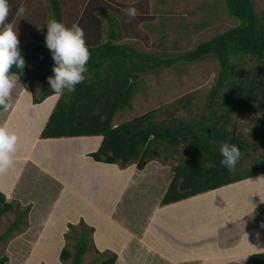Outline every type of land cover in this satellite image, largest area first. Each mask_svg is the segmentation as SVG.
Here are the masks:
<instances>
[{
    "label": "trees",
    "instance_id": "16d2710c",
    "mask_svg": "<svg viewBox=\"0 0 264 264\" xmlns=\"http://www.w3.org/2000/svg\"><path fill=\"white\" fill-rule=\"evenodd\" d=\"M101 1L104 2L99 1L102 6L108 3L107 0ZM224 2L228 13L239 20L238 24L174 57L146 54L129 43H115L120 38V32L113 24L103 42L92 44L93 35L88 31L85 43H88L91 56L85 80L76 86L75 92H66L59 97L52 109L50 102L53 99H46L55 94L47 83L53 65L49 50L45 44H19L26 61L19 79L21 83L27 84L33 105L22 98L23 95L19 96L18 102L9 110V116L3 118L4 113L0 116V124L4 121L3 124L7 122L9 128L18 127L17 112L20 107H25L39 113L33 145L38 139L57 140L51 142L63 144L65 141L62 140L66 137H77L76 140H80L100 136L97 149L88 156L108 168L116 164L120 169H125L134 164L136 169L143 170L152 160L165 162L175 160L178 156V163L170 166L172 176L160 201L162 206L190 197L198 200L201 195L202 199H206L218 191L223 192L224 186L239 184L243 180L250 181L261 174L264 176V117L258 116L251 139L244 138L231 122L233 113L242 105L255 104L257 112H264V12L257 15L252 0ZM49 5L50 17L64 23L59 1L52 0ZM15 11L9 16L8 22H12ZM105 11L98 12L110 18V14ZM91 16L87 21L94 24ZM204 57L215 58L219 71L207 94L205 111L198 118L186 120L176 116L181 110H192L191 100L182 96L171 104L172 113L164 118H161L158 110H150L122 123H113L118 112L131 106L135 87L146 68L170 65L177 61L192 63ZM245 58L254 62L250 68L236 65L237 60L243 63ZM12 71L17 70L13 68ZM2 111L0 109V114ZM43 142L46 144L50 141ZM224 142L236 144L241 151V158L231 173L220 164V147ZM257 152H260L259 158L241 170L243 162L253 159ZM258 180L252 186L264 189V179L259 177ZM20 202L15 198L8 201L5 194L0 192V225L5 214L11 211L15 213L14 219L0 233V244L5 242L6 247L12 232L28 221L25 217L32 204L23 205L24 209L19 211ZM68 226L72 228L73 251L63 246L56 260L59 259L61 264H83V256L87 251L91 248L95 252L99 251L92 242L94 227L86 224L83 218L79 220V233L73 230L74 224ZM19 247L20 250L13 248L12 262L19 260L24 246ZM97 253L107 257L89 264H117V254L113 251L105 249ZM8 260L7 254L0 253V264H8ZM246 264H264V251L251 254Z\"/></svg>",
    "mask_w": 264,
    "mask_h": 264
},
{
    "label": "rangeland",
    "instance_id": "374dc122",
    "mask_svg": "<svg viewBox=\"0 0 264 264\" xmlns=\"http://www.w3.org/2000/svg\"><path fill=\"white\" fill-rule=\"evenodd\" d=\"M21 1L23 4L22 9L24 10L22 14L19 11L20 0H8L9 16L13 15L14 9L16 10L14 22L17 20L20 24V17H26L27 19L34 18V21L38 23H44V21L47 23L48 20H45V17L48 14V10L50 11L49 8L51 7L49 3L52 0ZM58 1L62 12V18H65L63 13L65 12L64 9H67L69 10L68 16L71 18L74 16L75 23H78L79 26L83 28L84 32H92V44L107 39L108 31L111 24H113L114 28L120 32V38L116 40L117 42L115 41L116 43H129L139 51L155 56L166 55L165 57H174L177 54L183 53L185 50L194 49L199 42L222 33L239 22L238 19L232 17L228 13L224 0H107L108 3L104 6L97 5L98 0H92V2L89 0L86 9V0ZM99 1L104 3L101 0ZM252 3L256 14H263L264 0H252ZM128 7H135L137 9L138 14L134 18H129L125 15L124 10ZM91 8H93L92 16ZM99 10H106L105 12L110 14L111 17L106 18L98 12ZM78 13L79 15H77ZM90 16L94 24L87 22ZM113 18L115 20H113ZM111 19L112 23L110 22ZM86 45H88V43H86ZM239 64L244 66V68H250L254 62L245 58L243 63L237 60L236 65L239 66ZM218 71V62L213 57H204L192 63L177 61L170 65L164 64L160 67L155 66L153 68H146L135 87L131 106L125 107L124 110L118 112L113 119V123H122L130 120L136 115L143 114L150 110H158L161 114V118H164L166 115L172 113L173 109L171 104L182 96H187L191 100L192 110L191 112L181 110L177 112L176 116L186 120L196 119L205 111V105L208 101L207 94L216 81ZM24 84L25 83H21V85L19 83L17 84L12 92L11 101H13L17 94L15 93L16 91L29 90ZM22 95V98H25L27 102L31 104V92H22L20 97ZM16 102H14V104ZM50 103H52V101ZM254 105L255 104L240 106L231 117V122L236 125L242 136L246 139L252 138L253 128L258 121V116L264 117V112H257ZM8 112L9 111L4 112L3 118L5 115H8ZM33 112H35V110L32 111L25 107H20L16 115L17 122L22 118L21 116L23 114H25V117L33 118ZM29 122L27 136H23L18 127L13 128L10 126L9 128L8 126L9 130L16 134L17 144L20 142V151L23 149V152H21L20 157V152L17 150L12 154L13 164L7 169L8 174L7 171L5 173V175H8V178L0 174V180L8 181V187L10 186V182H12L11 189L9 188L10 194L7 193L6 200L10 201L13 198L19 199L21 201L19 211L24 209L23 205L28 203L32 204L27 216L25 215V220H28L26 221L27 224H22L17 229L20 231V235L24 236L25 239L30 238L31 241L25 243L28 249L26 251L21 250L19 254V263L13 261L9 264H25L27 260L26 257L30 254L31 258L32 253L35 254L36 260L38 259L36 264H61L59 259L54 262L52 256L56 253L59 254L61 248L65 245L73 251L72 246L74 241L72 239V228L68 225L70 223L74 224L73 230L76 233L81 231V225L79 226V220L81 218L78 215V217L76 216L75 210L80 214L91 216L93 221L106 223L99 228L101 235L103 232L106 233L104 237L111 234L108 233L107 230V220L104 221L102 219L96 207V202L93 201H101L105 206H107L106 204L109 201L110 206L117 195L119 186L126 181L129 175L130 179L127 181V185L124 187L125 189L123 188L122 192L118 191L120 199H118V201L114 200L116 202V210L113 217L121 218L125 221L123 222L125 226L130 228L134 227L136 231H138L139 227H141L140 223L143 222L144 215L149 212L154 205L159 204V200L161 201L162 199L163 195L160 196V193L162 191L164 194L172 176L170 166L178 163L177 156L175 157L177 159H169V161L165 162L152 160L146 165L147 169L145 171L138 170L135 166L133 168L134 164L129 168L127 167L128 169L125 171H120L124 169H120L116 164L108 168L105 165L96 164L91 160V157L88 156L90 152L96 150L98 147L96 146L98 140L93 136L80 140H76L78 139L77 137L75 139L66 137V139L63 138L64 140H62L65 141L63 144L62 142L58 144L57 142L56 144L51 142L57 140L38 139L36 144L32 145L30 148L29 146L33 141L37 119L35 122L33 120H29ZM248 129H250L249 133L247 131ZM43 141L50 142L45 144ZM38 148L39 151H41V149L43 152L48 151L51 158L62 163V173L69 171L72 175L74 174L72 183L83 180L82 183H84L85 188L89 189V197L86 198L82 195L73 194L70 191V189H72L71 186H69L70 183L69 185L67 184L68 188L65 191L59 192V189L61 190V188H58L60 184L56 182L53 177L41 171V161L37 159L38 155L36 159L33 158L38 164L36 163V165H34L31 159L28 161L31 154L34 153L35 150H38ZM85 149L88 151L87 156L81 157V153L83 151L85 152ZM260 152H257L253 159H246L243 162L241 170L249 167L253 160L258 159ZM71 157H73L72 161L80 167L82 173L79 172V174L81 178L78 176V170L70 167L67 168L68 163H72L70 161ZM68 158L69 161H67ZM24 159L27 160L26 163H23V161H25ZM47 166L48 163L44 167ZM155 166H157L158 169L155 168ZM89 167H93L94 169H90ZM85 169L86 171L84 172ZM0 173L4 174L3 172ZM259 177L264 179L263 174ZM258 178H254L250 181L243 180L240 181L239 184L236 183L232 186H226L223 192L218 191L211 194L212 198L210 197L208 202H205L206 199H201L202 195L199 196V202L202 203L199 204L200 206L198 209L208 213V215L203 218V221L207 219L211 220V227L214 229L217 227L214 233L210 228L208 231L206 230V233H201L205 239L202 238V242H199V244L205 246L213 245L217 248L218 245L221 244L220 239L222 238L220 237H224L225 235L223 234L220 236L218 230L223 228L234 230L231 227H227L228 225L218 229L219 224L221 225L224 223L225 225V223H227L226 215H223L225 210L230 213L228 220L233 221L234 217H238L240 213L246 212V214H251L250 216L253 219H259L264 225V189H262V187L252 186L254 182L260 180H258ZM53 183L56 188L53 187ZM214 196L219 199L226 198L225 207H227V209H219V202L213 199ZM190 201L192 202L194 200L188 201L187 204L190 205L185 207L186 209L195 208V205H191L192 203ZM229 203L232 207H230ZM251 204L255 205L253 212ZM161 212H164V210ZM48 215L50 216L49 219H47ZM14 217V211L5 215L2 225L0 226V233L7 228ZM36 217H40L39 220H41V222L43 221L40 223L41 226L44 225L43 227H41L40 224L35 226ZM260 230L264 232V227ZM185 231L188 233V229H185ZM57 232H59L60 237ZM14 233L15 231L12 232L11 237L19 234ZM232 234L234 235L235 233L232 232ZM37 235H42L39 247L33 245V240H35ZM121 235L122 234H118L117 236L119 237ZM227 237L223 238V241H228ZM58 241L62 244L60 245ZM92 242L95 248L99 250L97 252L105 250L99 247L94 239V234H92ZM245 244L248 247L250 246L247 243ZM49 246H51V249H49ZM58 246L60 247L58 248ZM6 248L5 242L1 243L0 253L7 254ZM97 252H95L94 248L87 251L83 256V264H89L90 262H95L107 257V255H101ZM40 255L41 257H39ZM140 258L147 259L148 256H141ZM193 261L195 260L193 259ZM67 264H69V262ZM119 264H122V262ZM147 264H154V261L149 262L148 259Z\"/></svg>",
    "mask_w": 264,
    "mask_h": 264
},
{
    "label": "crops",
    "instance_id": "0c3cea01",
    "mask_svg": "<svg viewBox=\"0 0 264 264\" xmlns=\"http://www.w3.org/2000/svg\"><path fill=\"white\" fill-rule=\"evenodd\" d=\"M86 1L87 3L85 4V9L88 7L89 0H86ZM100 4L101 3L98 0L97 5H100ZM22 7H23V4H22V1L20 0V9ZM64 11H65L63 13V15L65 16L64 24L68 26V24L70 23V26H71L73 23H75V17L73 16L71 18L68 16L69 10L64 9ZM48 14L45 17V20H49L51 16V11L48 10ZM77 15H79V13ZM15 16L16 15L13 16L12 23L14 24L16 23L20 45L28 46L32 44H45L44 38H45L46 30H47L45 21L44 23H38L34 21V18L27 19L26 17L24 18L20 17V24H19L17 20L14 22ZM84 33L87 34L89 32L86 31ZM24 85L26 88H28L26 83ZM26 90L24 91L19 90V92L15 95L13 101H11L12 105H14V102L18 100L22 92L29 93L30 90L28 91ZM51 96L47 97L46 99H49V98L53 99L51 100L52 101L51 109H52V107L54 106L58 98L56 94H53ZM30 101H31V104L30 103L29 104L33 105L32 99H30ZM44 101H42L41 103H43ZM4 112L5 111H2L0 116ZM10 112L11 111L8 112V116ZM38 114L39 113L36 111L33 112L32 113L33 118L25 117V114L21 116L22 118L19 119L18 121V128H19L20 133L23 136H27L28 134V128L30 124L29 120H33L35 122V120L38 117ZM3 123L4 121L2 122V124ZM94 138L98 140L97 145H96L98 146L101 141V137L94 136ZM24 144H27V143H24ZM32 145H33V142L30 144L29 147L31 148ZM16 150L20 152V142L16 144ZM21 152H23V149L21 150ZM87 153L88 151H86L85 149V152L83 151L81 153V157L87 156ZM20 154L21 153H19V157H20ZM37 155H38L37 159L41 161V164H40L41 171L53 177L54 180L60 184L58 188H61V190L59 189V192L65 191L68 188V185L70 183L69 186H71L72 188L70 189V191L73 194L82 195V196H85L86 198L89 197V189L85 188L84 183H82L83 180H79V181L72 183L74 179V174L72 175V173L67 171V168L69 167L75 168L76 170H78V176L81 178V175L79 174V172H81L80 167H78V165L72 161L73 157L70 158V161L73 164L68 163V167L66 168L67 172L62 173L61 172V169L63 168L62 163L59 162L58 160L55 161L54 158H51V155L49 154L48 151H45V152L39 151V148H38V150H35L34 153L31 154V156L28 158V161L29 159H31L32 162H34L33 163L34 165H36V163L38 164V162L34 160L36 159ZM67 161H69V158L67 159ZM26 162L27 160L23 161V163H26ZM94 162H91V163L98 164L97 162L95 163ZM47 163H48V166L44 167ZM131 166L132 165L128 166V168ZM89 168L94 169L93 167H89ZM128 168H125L124 170H120V171H125ZM133 168H134V165H133ZM155 168H157V166H155ZM86 169L84 170V172L86 171ZM146 169H147V166L143 169V171H145ZM6 171L8 174V170ZM6 171L3 172L4 174L2 173L0 174L8 178V175H5ZM129 179H130V175L128 176L126 181L119 186L118 191L122 192L123 188L126 187L125 185H127V181ZM11 184L12 182H10L9 184L10 186L8 187V181L0 180V192L4 193L5 197L7 193L10 194ZM53 187L56 188L54 183H53ZM118 191L115 197L116 199L114 198V200H117V201L118 199H120V194L118 195ZM160 194H161L160 196L163 195L162 191ZM210 197L211 196L207 197L205 202H208L210 200ZM215 197L216 196H214L213 199L219 202L218 204L219 209L221 210L227 209V207H225L226 198L219 199ZM191 198L192 197L172 203V204L163 205V206L160 204V200H159V204L154 205V207L144 215L143 222L141 221L142 222L140 223L141 227H139L138 231H136L134 227L130 228L128 226H125V224L123 223L125 221H123L121 218L119 219V218L113 217L115 210H116V202L114 200L111 202L110 206H109V201L106 204L107 206H105L103 202L101 201L97 202L96 200H94L93 202H96V207L99 210V213L101 214L102 219L104 221L107 220L108 222L107 230H108V233H111V234H108L106 237H104L106 233L103 232V234L101 235V232L99 229L101 228L103 224H106V223L95 221V220L93 221L91 216L80 214L76 210L75 212H76V216L78 215L80 218H83L87 224L94 227V232H93L94 239L96 240L99 247L102 249H109L117 254V260H116L117 264H119L120 262H122V264H139V263L147 264L148 259H149V262L154 261V264H246L247 259L251 254L264 251V232L260 230V229H263V227L261 226L263 225V222H260V220L257 218L253 219L250 216L251 214H246V212L240 213V215L238 217H234L232 221V220H228L230 217V213L228 211L226 212L225 210V212H223L224 213L223 215H226L227 223H225V225L224 223H222L221 225L219 224L218 229L223 228V226L228 225L227 227H231L234 230L228 229V228L227 229L223 228V229L218 230V234L220 236L223 234L225 235L224 237H220L222 238L220 239L221 244L218 245L217 248L213 245L205 246L203 244H199V242L200 243L202 242V238L205 239V237L202 236L201 233H206V230L208 231L209 228L214 233L216 232L217 227L215 229L211 227V220L207 219L206 221H203V218H205L206 215H208V213L203 212L198 209L200 206L199 204L202 203V202H199L200 198L192 202L190 201L192 203L191 205H195L194 209L185 208L190 205V204H187L188 201L194 199V198L192 199ZM229 205L230 207H232L230 203ZM162 210H164V212H161ZM49 217L50 216L48 215L47 219H49ZM39 218L40 217H36L35 226L43 222V221L41 222ZM259 222L261 225L259 224ZM217 226H218V223H217ZM185 229H188V233L187 231H185ZM232 232H234L235 234L233 235ZM16 233H19V234L13 237H10L7 240L8 244H7L6 250H7V255L9 258L8 264L12 263L13 248L20 250L19 246L21 244L24 246V248H21V249L26 251L28 249V246H26L25 243H28L31 241L30 238L25 239L24 236L20 235L19 230H16L14 234ZM57 233H58V236L60 237L59 232ZM118 234L119 235L122 234V235L118 237L117 236ZM225 237H227L228 241L226 240L223 241V238ZM41 239H42V235H37L35 237V240H33V245L34 246L37 245V247H39L41 244ZM58 242L60 245L62 244L60 241ZM245 243L249 244L250 246L249 247L246 246ZM59 247L60 246H58V248ZM49 249H51V246H49ZM15 252L17 251L15 250ZM41 255L39 257H41ZM57 256H58V253L54 255V262L57 261L56 260ZM141 256L142 257L148 256V258L147 259L140 258ZM31 258L29 254L26 257L27 260L25 264H36L38 259L36 260L35 254L32 253ZM193 259L195 261H193ZM19 262L20 260L16 261V263H19Z\"/></svg>",
    "mask_w": 264,
    "mask_h": 264
},
{
    "label": "clouds",
    "instance_id": "9594fccd",
    "mask_svg": "<svg viewBox=\"0 0 264 264\" xmlns=\"http://www.w3.org/2000/svg\"><path fill=\"white\" fill-rule=\"evenodd\" d=\"M19 11L22 14L24 10L21 8ZM124 13L129 18L138 14L135 7H128ZM8 16V0H0V109L3 111H9L13 107L10 103L12 92L18 83L21 85L19 77L26 66L19 47L16 23L7 22ZM46 28L44 42L53 61L52 75L47 77V83L59 98L66 92H75L76 86L85 80L91 53L85 43L84 30L78 23L66 26L52 17L47 21ZM13 68L17 71H12ZM16 144V134L6 124H0V172L6 171L13 164L12 154L16 150ZM220 155V164L230 173L235 171L241 158L239 147L224 142L220 147ZM251 205L253 212L255 205Z\"/></svg>",
    "mask_w": 264,
    "mask_h": 264
}]
</instances>
